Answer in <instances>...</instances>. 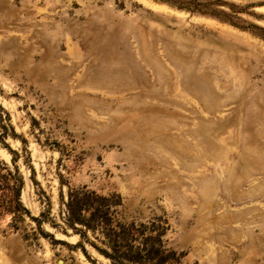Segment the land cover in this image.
Instances as JSON below:
<instances>
[{
  "label": "rangeland",
  "instance_id": "374dc122",
  "mask_svg": "<svg viewBox=\"0 0 264 264\" xmlns=\"http://www.w3.org/2000/svg\"><path fill=\"white\" fill-rule=\"evenodd\" d=\"M11 150L44 216L0 219V264H111L63 230L82 184L167 218L184 264H264V0H0Z\"/></svg>",
  "mask_w": 264,
  "mask_h": 264
},
{
  "label": "trees",
  "instance_id": "16d2710c",
  "mask_svg": "<svg viewBox=\"0 0 264 264\" xmlns=\"http://www.w3.org/2000/svg\"><path fill=\"white\" fill-rule=\"evenodd\" d=\"M11 153L10 161L0 157V219L9 215L8 224L15 226L26 214L40 229L44 212L32 216L23 204L25 178L16 163L17 152ZM59 217L63 230L70 228L79 235L78 244L88 241L111 264H184L186 251L173 245L168 219L126 213L117 192H100L87 184L67 186L65 193L60 189Z\"/></svg>",
  "mask_w": 264,
  "mask_h": 264
}]
</instances>
